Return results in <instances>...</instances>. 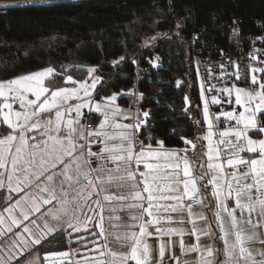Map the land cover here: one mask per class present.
<instances>
[{"label":"snow or ice","instance_id":"6c2138e0","mask_svg":"<svg viewBox=\"0 0 264 264\" xmlns=\"http://www.w3.org/2000/svg\"><path fill=\"white\" fill-rule=\"evenodd\" d=\"M233 24L236 36L238 22ZM259 51L249 54L259 67L245 64L242 69L226 60L218 65V76L206 70L200 77L204 128L193 139L171 132L184 148H168L152 134L150 110L139 106L144 93L133 88L96 99L102 79L98 66H74L87 72L81 80L66 74L64 66L59 72L48 66L0 80V125L10 130L0 137V190L7 192L0 202V264H35L32 249L45 241L53 245L60 239L57 231L69 245L77 234L80 248L46 252L45 264H151L147 241L153 235L161 238L156 264H163L166 248L169 259L179 264L171 241L166 245L163 240L177 235L182 253H198L197 264H264V248L254 253L246 246L253 240L264 244L257 231L264 228V59ZM160 60L155 56L153 67H160ZM229 65L235 71L229 72ZM57 77L64 86L53 88ZM121 97L131 98L135 110L133 105L122 108ZM185 103L190 106L187 96ZM183 111L188 113V107ZM93 113L99 118L95 128L88 126ZM209 197L215 201L223 248L201 243V235L211 236V225L198 230L195 219V243L186 247L183 228L171 226L183 221L172 214L186 210L192 217L193 205L211 206ZM222 213L230 218L231 233ZM242 224L253 231L246 232ZM114 245L128 251H114ZM217 253L225 259L218 260Z\"/></svg>","mask_w":264,"mask_h":264},{"label":"trees","instance_id":"16d2710c","mask_svg":"<svg viewBox=\"0 0 264 264\" xmlns=\"http://www.w3.org/2000/svg\"><path fill=\"white\" fill-rule=\"evenodd\" d=\"M234 17L242 20L243 36L259 34L264 31V0H82L1 9L0 80L48 66L58 72L64 66L66 74L81 80L87 72L74 66H98L96 75L102 79L96 99L133 88L144 93L139 106L150 110L152 134L168 148H184L172 130L193 139L204 128L193 53L201 47L230 50L227 30ZM155 56L161 58L160 67L152 65ZM62 85L57 77L51 87ZM119 103L130 106L133 100L121 97ZM1 128L0 137L10 131ZM76 235L69 245L57 232L60 239L53 245L45 241L34 249L42 258L46 252L77 249Z\"/></svg>","mask_w":264,"mask_h":264},{"label":"crops","instance_id":"0c3cea01","mask_svg":"<svg viewBox=\"0 0 264 264\" xmlns=\"http://www.w3.org/2000/svg\"><path fill=\"white\" fill-rule=\"evenodd\" d=\"M95 148H97V146L94 145L93 150H96ZM198 149H201V147L198 146ZM0 191L4 192V197L7 195L6 190H0ZM202 191H203V189H202ZM208 191L209 192L211 191V186H209ZM13 195L15 198V194H13ZM209 200L211 201V206H209V207H202L201 205H193V214L194 215L192 217H189L186 210L182 213L172 214L174 219H180L183 221V223H181V224L173 223L171 226L183 228L184 233H185L183 236V240H184L186 247L190 244L195 243V235L192 233L193 225L191 223V220L195 219L196 228L198 230L206 231L208 229V225L209 224L211 225V236L201 235V243L205 244V245L212 244L213 247H215L217 249L223 248V241L218 238L220 236V232H219V229L216 227V221H215V217L213 215L215 201L212 200L211 197H209ZM205 203L207 204L208 201H206ZM121 215H125V214L121 213ZM201 215H203L204 217H207V219H200ZM49 223H52V221H49ZM257 231L259 233V239H264V228L261 231H259V230H257ZM73 234H75V233H73ZM160 239L161 238L156 236V235H153V236L148 238L147 242L150 244V246L152 247V250H153L152 251L151 264H156V261L158 259V249H159ZM180 239H181V237L178 235L172 236V237H163V240L166 243V245L168 244L169 241H171V252L174 253L175 256L179 258V264H197L198 253H188V252L182 253L181 249H180V243H179ZM246 246L248 248H250L251 250H253L254 252H256L258 249L264 248V244L259 243V240H253L251 242H248L246 244ZM89 247H91V245H89ZM117 247H120V246L114 245L113 250L116 249ZM124 248H127V247H124ZM84 251H86V249H83L82 252H84ZM32 253L37 254L39 263L42 264L43 258L41 257V255L38 254L37 251H35L34 248L32 249ZM32 253H28L27 255H32ZM216 255H217L218 260L225 259V257L221 253H217ZM131 264H134V262H131ZM163 264H176V262L174 260L169 259V251L167 248H166V253H165L164 260H163Z\"/></svg>","mask_w":264,"mask_h":264},{"label":"built area","instance_id":"2783aa9c","mask_svg":"<svg viewBox=\"0 0 264 264\" xmlns=\"http://www.w3.org/2000/svg\"><path fill=\"white\" fill-rule=\"evenodd\" d=\"M238 22V28H239V34L236 36H233L232 34V28L236 27L237 25L233 24V21ZM242 20L238 17H234L232 21L228 24V36L230 37V50H211L207 49L204 47L201 48H196L193 56H192V61H193V66L195 73L197 74V68H199V76L197 75L198 78V84H199V79L200 77H203L206 75V70L211 72L212 75L218 76L220 69L218 65L225 63L226 60H231L239 63L240 67L243 69L245 64L249 65H255V66H260L259 61H252L250 57V53L253 52V50H262L259 51L257 54L261 57V59H264V40L258 39L259 37H264V31H261L257 35H251V36H243L242 33V26L243 24ZM260 25L262 23L258 22ZM198 62V63H197ZM228 71L232 72L235 71V68L232 67L231 65L228 66ZM216 82V81H213ZM240 83L241 86L243 87H248L249 82H236ZM218 86H223V85H218ZM199 96H200V90H199ZM203 107V103H202ZM211 111L217 112L219 110L218 106H210ZM231 105H227L225 107V110H230ZM88 112L86 117L88 116ZM94 117L90 122H89V127L95 128L96 124L93 121L99 122V118L96 116L95 113L92 114ZM223 122L221 123V127H223Z\"/></svg>","mask_w":264,"mask_h":264},{"label":"rangeland","instance_id":"374dc122","mask_svg":"<svg viewBox=\"0 0 264 264\" xmlns=\"http://www.w3.org/2000/svg\"><path fill=\"white\" fill-rule=\"evenodd\" d=\"M157 37V35H155V36H153V38H156ZM75 78V77H74ZM75 79H77V80H79L78 78H75ZM100 84V83H99ZM98 84V85H99ZM98 85H97V87H98ZM62 86H64V85H62ZM238 86H240V85H238ZM96 92H97V89H96ZM96 92L94 93V95H96ZM118 103H119V100H118ZM120 104V103H119ZM120 106L122 107V108H125V109H127L129 106H127V105H124V104H120ZM133 110H135V106H134V102H133ZM86 115H87V110H85V117H86ZM84 121L82 120V123H83ZM125 122H127V121H125ZM99 122H97V124H98ZM2 126H6V125H0V133H1V131H2ZM7 127V126H6ZM198 145L199 144H197V149H196V157L198 158V159H201L202 157H201V149H198ZM96 149V148H95ZM191 154V153H190ZM204 159H206V158H204ZM3 197V198H2ZM3 199H4V192L3 191H0V202H2L3 201ZM232 204H233V202L232 201H229V205L230 206H232ZM237 215L239 216V213H237ZM222 216H223V218H224V226H225V229L226 230H228L229 231V233H231V231H232V229H231V224H230V218L226 215V214H224V213H222ZM245 219H246V217H245ZM242 227H244V229H245V231L246 232H251V231H253L250 227H248L247 225H245V224H242ZM263 228H260V229H257V230H259V231H261ZM57 232H59V231H57ZM57 232L56 233H54V234H57ZM72 239H73V237H72ZM234 239V237L232 236V235H229V240H233ZM67 240V239H66ZM115 251H117V252H127L128 251V248H124V247H117L116 249H114ZM253 251V250H252ZM254 252V251H253ZM255 253V252H254ZM30 258H32V255H28ZM77 258H79V257H77ZM35 264H40L39 263V260L37 259L36 261H35Z\"/></svg>","mask_w":264,"mask_h":264},{"label":"water","instance_id":"95a60500","mask_svg":"<svg viewBox=\"0 0 264 264\" xmlns=\"http://www.w3.org/2000/svg\"><path fill=\"white\" fill-rule=\"evenodd\" d=\"M68 1L70 0H0V10L11 9L12 7L24 8V7L56 5L58 3H70ZM77 1H81V0H77Z\"/></svg>","mask_w":264,"mask_h":264},{"label":"bare ground","instance_id":"6f19581e","mask_svg":"<svg viewBox=\"0 0 264 264\" xmlns=\"http://www.w3.org/2000/svg\"><path fill=\"white\" fill-rule=\"evenodd\" d=\"M81 1H82V0H81ZM81 1H77V0L71 1V0H70V1H68V2H81Z\"/></svg>","mask_w":264,"mask_h":264}]
</instances>
